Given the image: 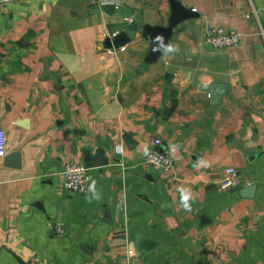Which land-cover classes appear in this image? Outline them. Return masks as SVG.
<instances>
[{"label":"crops","instance_id":"1","mask_svg":"<svg viewBox=\"0 0 264 264\" xmlns=\"http://www.w3.org/2000/svg\"><path fill=\"white\" fill-rule=\"evenodd\" d=\"M182 1L199 16L145 64L139 27L167 24L168 0H0V264H264V0ZM212 26L241 45L212 46ZM105 28L136 36L109 49ZM214 82L230 84L217 102ZM155 138L173 170L147 163ZM72 161L89 191L64 189ZM229 168L253 196L220 188Z\"/></svg>","mask_w":264,"mask_h":264},{"label":"built area","instance_id":"2","mask_svg":"<svg viewBox=\"0 0 264 264\" xmlns=\"http://www.w3.org/2000/svg\"><path fill=\"white\" fill-rule=\"evenodd\" d=\"M95 3L103 5L105 3H114V0H94ZM116 6V5H115ZM119 33L118 30H111L105 28L101 33V40H105L107 37L113 38ZM242 35L237 30H229L221 26H212L207 31V42L218 49L224 48H236L241 45ZM8 148V135L7 131L0 127V157H3L7 153ZM115 152L117 154H123L124 145L123 142L115 144ZM146 161L152 167L170 171L175 168V159L168 151V149L162 143L160 138H155L153 141V147L149 151ZM89 168L83 162H68L65 164L62 171V184L65 190L69 192H87L90 189V176ZM227 176L220 183L222 190L229 189L238 183L236 176V169L229 168ZM56 230L63 232L61 227H56ZM130 254H134L135 251L130 249ZM27 264H40L34 259H31ZM82 264H95L93 260L84 262Z\"/></svg>","mask_w":264,"mask_h":264},{"label":"water","instance_id":"3","mask_svg":"<svg viewBox=\"0 0 264 264\" xmlns=\"http://www.w3.org/2000/svg\"><path fill=\"white\" fill-rule=\"evenodd\" d=\"M171 7V13L167 24H150L142 23L139 27L141 35L149 42L150 48L145 55L144 63L150 64L158 59H160L166 51H168V44L172 37L175 27L182 21L199 16V12L193 7L186 5L182 0H168ZM98 9H104L106 12L112 14L115 11L114 3H105L103 5H98ZM136 36V30L134 29H122L119 33L113 37H107L104 40V46L109 49L120 48L124 46L127 42ZM162 38V39H158ZM145 66H141L144 68ZM230 88L228 83H212L210 87V99L212 102H217L220 100L222 95ZM21 154L19 152H10L5 157V165L13 167H21ZM87 166H89L86 163ZM97 165V164H95ZM256 185L252 184L247 187H242L239 183L232 187V190H240L243 194L244 191L248 193V196H253L255 192ZM133 238V236H132ZM139 239V238H138ZM152 243L144 239L138 240V245L136 246V252L142 253L147 249L151 248Z\"/></svg>","mask_w":264,"mask_h":264},{"label":"clouds","instance_id":"4","mask_svg":"<svg viewBox=\"0 0 264 264\" xmlns=\"http://www.w3.org/2000/svg\"><path fill=\"white\" fill-rule=\"evenodd\" d=\"M158 39H162V38H159ZM183 191V195H182V201L184 202V207L187 209V210H190L189 208V205L187 204V201L189 199V193L186 191V190H182Z\"/></svg>","mask_w":264,"mask_h":264}]
</instances>
